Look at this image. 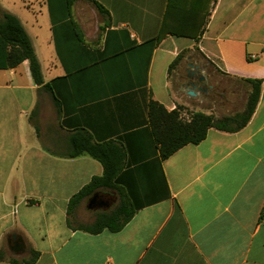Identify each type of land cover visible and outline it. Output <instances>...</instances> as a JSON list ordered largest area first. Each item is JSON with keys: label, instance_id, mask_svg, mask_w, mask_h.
<instances>
[{"label": "crops", "instance_id": "crops-1", "mask_svg": "<svg viewBox=\"0 0 264 264\" xmlns=\"http://www.w3.org/2000/svg\"><path fill=\"white\" fill-rule=\"evenodd\" d=\"M4 13L50 90L29 61L0 68V264L32 251L35 264H264V0H0ZM187 73L212 89L217 73L249 92L261 80L260 98L242 130L211 128L162 159L151 102L190 122L210 94L189 96ZM90 143L109 144L114 187L94 218L137 209L117 233L67 224L70 199L104 173L71 156Z\"/></svg>", "mask_w": 264, "mask_h": 264}, {"label": "trees", "instance_id": "trees-1", "mask_svg": "<svg viewBox=\"0 0 264 264\" xmlns=\"http://www.w3.org/2000/svg\"><path fill=\"white\" fill-rule=\"evenodd\" d=\"M24 61H29L35 83L41 86L44 91L50 90V84H45L44 82L41 65L30 37L18 18L4 13L3 19L0 21V68H13ZM247 81L251 84L252 89L247 99L246 109L244 112L234 116L216 118L213 115L196 112L191 116L190 122H185L180 119L178 111L168 112L163 106L152 101L150 104V117L153 131L161 146L162 159L169 158L185 145L201 143L206 139L207 133L211 128L229 133H235L245 128L255 112L262 86L261 80ZM36 130L38 131V129ZM108 146L109 144H84L81 148H77L76 153L71 155L76 157L86 153L99 161L104 168L102 176L94 177L70 199L67 210V224L72 229L90 234H99L105 230L117 233L123 230L137 211L128 201H123L119 207L112 211L98 212L93 223L73 226L77 210L84 200L91 199L99 191L114 188L111 161L112 150ZM39 256V252L32 251L29 260H24L22 263L17 260H11L10 264H35Z\"/></svg>", "mask_w": 264, "mask_h": 264}, {"label": "rangeland", "instance_id": "rangeland-1", "mask_svg": "<svg viewBox=\"0 0 264 264\" xmlns=\"http://www.w3.org/2000/svg\"><path fill=\"white\" fill-rule=\"evenodd\" d=\"M211 84L214 87L209 96H204L207 99L201 105L199 112L221 118L224 116H234L245 111L247 99L250 94L246 83L240 80H226L217 73L215 79L211 81ZM98 193L107 197L108 200L112 198L110 192ZM89 199L84 200L78 208L76 215L78 220L76 218V223L87 225L93 223L95 218L94 212L88 208ZM110 208H114L113 205ZM12 247H14V244H12L8 251L14 255Z\"/></svg>", "mask_w": 264, "mask_h": 264}, {"label": "flooded vegetation", "instance_id": "flooded-vegetation-1", "mask_svg": "<svg viewBox=\"0 0 264 264\" xmlns=\"http://www.w3.org/2000/svg\"><path fill=\"white\" fill-rule=\"evenodd\" d=\"M186 77L190 80L185 86L187 88H193V87H196L197 89H199L200 91H202L203 93H209L211 92L212 90H210V88L212 89V86L211 85H206L207 82L206 80H202V77L201 76H197L195 74H192V73H187ZM189 90V89H188ZM108 202V198L103 196V195H100L99 194V197H98V203L100 202ZM11 241L13 243H16L18 241V239H12L11 238Z\"/></svg>", "mask_w": 264, "mask_h": 264}, {"label": "water", "instance_id": "water-1", "mask_svg": "<svg viewBox=\"0 0 264 264\" xmlns=\"http://www.w3.org/2000/svg\"><path fill=\"white\" fill-rule=\"evenodd\" d=\"M202 80L204 81L205 80V78L204 77H202ZM189 89V91H188V95L189 96H192V97H195L196 96V93H195V91L194 90H196L197 88L196 87H193V88H188ZM98 197H99V194L98 193H96L90 200H89V202H88V208L90 209V210H95L96 208H98V207H100V206H103L104 205V203L103 202H100V203H98ZM16 246H17V248L21 251V250H23L24 249V243L21 241V240H19V242H16V244H15ZM15 248V247H14ZM17 250V249H16Z\"/></svg>", "mask_w": 264, "mask_h": 264}]
</instances>
